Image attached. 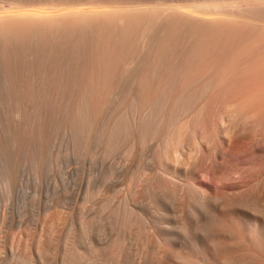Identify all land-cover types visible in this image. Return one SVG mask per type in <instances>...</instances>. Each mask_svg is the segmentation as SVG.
I'll return each mask as SVG.
<instances>
[{
    "label": "rangeland",
    "instance_id": "1",
    "mask_svg": "<svg viewBox=\"0 0 264 264\" xmlns=\"http://www.w3.org/2000/svg\"><path fill=\"white\" fill-rule=\"evenodd\" d=\"M5 1L18 3L17 5L19 6H23L26 3L25 6L39 7L40 5L42 7H50V4H52L51 6L53 7H61L66 5L68 6L70 4L71 6L75 4H79L82 6L104 4L103 6H105V4L111 5V3H113L115 5L116 3L117 5L118 3V7L112 4L115 8L121 7L122 5L120 4L122 3L131 4V2H142L143 4H147L144 2H148L147 6H151V8L154 6L156 8V11L157 6L159 7L160 5V8H166L169 5L170 1L171 5L169 6L178 5L176 3L180 4L181 2L180 5L182 6L190 7L192 4V6L194 7L195 5L193 4L196 3L198 6L195 7L196 10L191 7L194 10L192 11L191 8V11L189 9L187 11L185 10V13H188V15L182 17L183 25L180 31L182 35H179L180 37H178V41L181 46L180 47L178 44V48H180V51L182 49V51L180 52V54H182L179 58L181 60H186L184 58H189V56H192L194 53H197L195 48L196 46L204 48L208 44L210 47L207 46L208 49L206 47L207 56L211 55L210 57L214 62L213 65L215 69H217V65V67L220 66L219 68L225 66L227 68L228 73L226 72L224 84H220L222 85V88L219 84H216L208 88L209 90L213 88L212 90H210V92H208V89L206 90L208 93L206 91L201 92V90H199L198 92L197 89L195 90V98L193 97L194 99H192L191 101L193 102L192 104H195L197 107L195 106V110L193 109V111L188 114V120L187 118L183 119L184 122L182 120L184 124L193 123L194 131L191 132V128L189 126V128L185 127L183 129L184 133L182 135V138L179 141L180 143L177 142L176 139H174L170 140L168 144H165L162 141V138H160L161 130H158L161 129V124H163L164 120L169 116L168 113L170 111V105L174 102L175 97L178 96L177 94L180 90L178 89V87L180 88V86H176V88L174 87L170 92H168V102V99H166L165 103L163 104H153L155 110H158V115L154 118L151 116V109L149 110V107H145L146 105H148V103H146L145 101V94V96L148 97L149 94L158 95L159 91H162V79L160 78L158 79L159 81L155 80L154 84H152L148 88H143V90L141 89V85H138L139 88L136 84L134 85V88L138 90L137 93H135V96H138V102L131 100L132 92L129 91L128 95L127 93H125L123 95L117 96L118 100L114 98L113 104L111 103V105L105 106L106 112L104 110V114H102L105 115L104 120H106H103L101 123L100 120L103 119V115L101 114L100 118L97 120V123H95L97 125L94 124L98 129L94 126V130L91 131L92 133L95 132L91 147L92 151H90L91 153H89L88 151L87 154V151L84 150V153L80 152L82 153L80 155H78V153L75 154V152H73L72 150L71 143L66 137H62L61 135H55L56 137H53L55 141H51V143H53L50 144V147H53L51 148V150L48 151L49 153L47 155V162L42 171V174L36 175L32 170L29 169V167H23L18 172L20 174H18L17 180L10 187H6L0 183V264H19L20 259L22 260L20 261L21 264H62L64 253H66L65 251L71 249L74 243L75 245L73 247H76L75 249H78V252H80L78 253L77 250L72 248L78 253L77 256H80L81 254L86 255L85 257L81 255L82 262H84L85 264H176L175 252L177 251L184 255L187 254L185 256H189L188 258L194 261V264H197V262H201V264H220L218 262V258L215 255L207 254L206 249L196 248L188 243H181L177 238V231H172L170 233L168 231V229L171 228V225L173 226L177 224L175 222H180V220L182 219L191 220V212L193 209H195V211H198L199 207L196 208L198 200H195V198H198V196L191 195V190L189 189H191L192 187L188 189L189 186H187L186 184H180L181 187L175 188V184L169 181L172 179L169 175L168 176L170 178L166 175V178L169 179L168 181H162L161 178L158 181L157 179L159 178V174H161L159 170L163 171L161 163L163 164L165 162H169L170 165L175 166L177 173L185 175L186 173H188V171H191L190 173L192 175V178L188 181L193 184L196 183L198 186L204 189L207 194H225L223 190H226L225 196H228L227 193L232 194L233 192L229 193L227 192V190L229 191L230 188H235L239 189L240 191H237L236 193L234 192L232 194L233 196H237L242 193L241 197L243 195L244 197H257V199H259L261 202H264V41L262 42V40H264V3H262L264 0H223L224 2L226 1L223 4L224 7H226L225 5L228 6L226 8H222L223 11L217 14L213 11L212 8L204 9L206 7L205 3L206 5L208 3H215V1H217V3H219L218 1H220L221 3L222 0H18V2L16 0ZM172 1L175 4L172 3ZM198 1L201 3H199ZM203 1L205 2L203 5V7L205 6L204 8H202L201 5L203 4ZM227 1L232 4V7H229V2L228 4H226ZM159 2H161L162 4H160ZM233 2L238 3L237 5L235 4L233 6ZM48 3L49 5H47ZM81 3H83L84 5ZM163 3H166L167 6ZM258 4H260L261 6ZM239 5L240 7H238ZM2 7L3 6L0 5V11L2 10ZM165 10L166 9L163 8L162 12H164ZM162 12L159 10V13L163 14ZM208 15L212 18H208ZM224 15L227 16L225 17ZM222 18L225 20H223ZM244 19L246 20L244 21ZM215 20L220 22L217 23ZM196 25L197 27H195ZM192 30L194 34H191ZM207 31L211 34L209 35ZM202 33L203 35L206 34V36H203ZM217 34L219 35L217 36ZM223 37L225 39H223ZM182 38L184 39V43L182 42ZM218 38L221 40H219ZM185 39L188 41H186ZM210 41L213 44H211ZM233 41L234 43H232ZM256 41L258 43H256ZM185 43L186 45H182ZM224 43L226 44V46ZM228 44H230V46ZM231 46H234L233 50H231ZM186 48L187 50H185ZM183 52L185 53L184 55ZM215 52L216 55L218 54V57L214 54ZM186 53L188 56L186 55ZM169 54H171L169 56H172L173 51ZM224 55H227V57H225ZM220 56L222 57L220 58ZM221 59L223 60V62ZM259 61H261L262 63ZM249 65L253 68L249 67ZM246 66H248L249 69H247ZM240 69L242 70V72ZM245 69L247 73L245 72ZM250 69H252L253 72ZM256 69H259L260 71H256ZM254 71L256 73H254ZM248 73L250 74V78L247 77L249 76ZM234 78H236L237 81L234 80ZM250 81H252V83ZM246 83L248 84V86ZM160 85L161 90H159L160 87H158ZM153 87L154 89L159 88L157 89L158 91H153ZM217 87H220L219 90ZM149 90L152 93L155 92V94L149 93ZM198 93L199 95H197ZM202 93L204 94L202 95ZM141 94H143V96H140ZM162 94L163 93H161V95ZM123 96L125 97L123 98ZM143 98L144 102L142 101ZM219 99H221L222 102L219 101ZM115 102H119L120 104L115 105ZM142 102L144 104H142ZM135 105L143 106L142 118H153L150 121L154 123L153 125L156 124L152 127V131L144 132V135L141 134L139 131V120L137 124H135V126L131 125L130 123L129 118H131L132 115L136 118H139L141 114L140 112L137 113ZM241 105L243 106L241 107ZM109 106H112L113 108L110 107V110H108L107 108ZM196 111L197 113H195ZM136 113L138 114L137 116ZM117 115L119 118L117 117ZM240 115H243L242 117L244 118H242V123L239 122L241 127L239 123H237L239 121V117L241 119ZM246 116H248L249 120L251 118V123L252 121L253 124L256 122V124H254V126H257L256 129L253 125H251L252 128H247V125L249 127L248 122L246 123L245 121L244 123V120H247L245 119ZM255 117L258 121L254 122L253 119ZM117 120H122L125 123L128 122L130 124L128 125L130 133L127 137L121 139L118 146L114 149L112 153L107 154L105 153L106 150H104V146H106V142L104 141L107 139V136H105L104 139V135H107V130H109L110 126L112 127ZM99 123L101 125H99ZM242 124L245 126L243 127ZM136 127L138 130L136 129ZM245 127L247 128V130L244 129ZM134 129L137 131H135ZM237 131L240 133H238ZM188 135L191 137H189ZM253 136L255 139L257 138L255 142L254 139H252ZM160 139L161 142H157L158 140L160 141ZM250 139H252L253 141H250ZM191 142L192 144H194L189 146ZM177 143L179 144V146ZM215 164L216 166H214ZM170 182L171 184H169ZM184 185H186V187ZM173 187L175 188V190L177 189L178 191H176V194L175 192H173L175 191ZM172 192L175 194V196L178 195L180 197L179 198L178 196H173V199L175 198L179 200V206L176 209L173 208V206L172 208L166 206L172 205L171 201L173 199H169L171 196H168ZM194 192H196V188ZM56 200H58V202ZM217 202L218 201H216L215 203ZM117 205L119 206L116 211V208L114 207H117ZM163 207L165 209H163ZM166 207H168L169 209ZM159 208H161V210ZM170 209L173 213L171 215L175 216L170 215ZM173 209L175 212H173ZM82 217L87 218L88 220L90 218V227L92 230L90 236L93 239H99L100 242L98 246L99 248L93 247V249L91 247L89 249V252L83 251L85 249L83 242L79 241L78 243V240H76L78 239L77 236H81L80 221ZM166 226L168 229L166 228ZM49 228H51V233L48 232L49 235L51 237L55 236V238H57L58 240L55 239V241L53 242V245H56V247L52 246L51 250L48 252L49 254L44 253V255L42 256V254L39 253V250L37 249H39V242H42L44 240L43 237L45 236V233L47 234ZM52 229L55 231L53 232ZM73 236H76V238H74L76 242L73 238H71ZM19 238L23 241H26V243L22 240H19ZM17 240H19L18 243L22 241L21 247H23L22 245L26 244L25 247H23L25 248L24 251L22 250V248H20V250L23 251V254L25 252L22 258L19 257L20 259H17L18 256L16 253L18 251V244H15ZM71 241H73L74 243ZM76 243H78V245H76ZM106 243L109 244L107 245ZM70 244L73 245L70 246ZM35 245L38 246L36 247ZM68 245L71 248H67ZM97 245L98 244L96 243V245L94 246ZM101 246H104L105 248ZM15 247L17 251H15ZM62 253L63 256H61ZM77 253L74 254L76 255ZM26 255H28L29 257ZM46 261L48 263H46Z\"/></svg>",
    "mask_w": 264,
    "mask_h": 264
},
{
    "label": "bare ground",
    "instance_id": "2",
    "mask_svg": "<svg viewBox=\"0 0 264 264\" xmlns=\"http://www.w3.org/2000/svg\"><path fill=\"white\" fill-rule=\"evenodd\" d=\"M16 1L18 2V0ZM222 1L221 3L220 1H218L219 3H217V1H215V3L212 4L208 3L209 6L208 4L206 5V3L203 1V4L201 5L202 8L206 6L204 9L212 8L213 11L217 14L223 11L222 8H226L228 6L225 5L226 7H224L223 4L226 1L225 2L223 1V3ZM228 2L229 1H227L226 4H228ZM144 3L148 4V2H144ZM159 3L162 4L161 2ZM170 3L169 5H171ZM172 3L174 2L172 1ZM204 3L205 6L203 7ZM237 3H234L233 6L235 4L237 5ZM262 3H264V1ZM17 4L18 3L0 0V5L3 6L2 10L0 11V183L6 187H10L17 180L18 174H20L18 172L23 167H29V169L32 170L36 175L42 174V171L47 162V155L49 153L48 151L51 150V148L53 147V146L50 147V144H52L55 141L53 139L55 135L56 136L61 135L62 137L63 136L66 137L68 141L71 143L72 150L73 152H75V154L78 153V155H80L84 153V150L87 151L86 152L87 154L88 151L89 153H91L90 151H92L91 147L94 139L93 137L95 134V132L92 133L91 131H93L94 128L96 127L95 125L97 124L95 123H97V120L100 118V115L103 113V111L105 110L106 112L105 106L111 105V103L113 104L114 98L117 99V96L123 95L125 93H127L128 95L129 91L132 92L131 100L136 102L138 100L137 99L138 96L136 97L135 93H137L138 90L134 88L135 84L137 85L138 88H139L138 85H141V89L143 90V88L144 89L148 88L152 84H154L155 80H158L159 78L162 79L161 82L162 91L161 92L159 91L158 95H156L155 92H153L155 95H150L149 93H152L150 92V90L149 93L147 92L149 94L148 97L145 96L146 94L144 95L145 101L146 103H148V105L146 106L144 105V106L149 107V110L151 109L150 113L153 118L158 115L157 112L158 110H155L153 104L154 103L163 104L165 103L166 99H168L167 100L168 102L169 101V98H167L168 92H170L174 87L176 88V86H180V88L178 87V89H180L177 94L178 96L175 97L174 102L170 105L171 107L168 113L169 116L164 120L163 124H161L162 125L161 129H158L161 130L160 138H162V141L165 144H168L170 140H174V139H176L177 142H179L182 138V135L184 133L183 129L185 127L189 126L191 128L190 131L191 132L194 131L193 129L194 124L193 123L184 124L183 119L187 118L188 114L192 112L194 107L196 106L195 104L193 105L192 104L193 102L191 101L192 99L195 98L194 97L195 90L197 89L198 92L199 90H201V92H205L211 86L216 84L219 85L224 84L225 82L227 68L225 66L219 68L220 66L217 67L218 66L217 65L216 66L217 69H215L213 65L214 62L210 57L211 55L207 56V49H208L207 46H209L208 44L206 46L207 49L206 47L201 48L200 46H196L195 48L197 53H194L195 52L194 51L193 52L194 54L192 56H189V58H184L186 60H181L179 58L182 54V53L180 54L182 49L180 51V48H178V44H179L178 37H180L179 35H182L180 32L181 27L183 25L182 17L188 15V13H185V10L186 11L188 9L190 10V8L193 7L192 4L191 6L189 5L190 7H187L180 5L181 2L180 4L176 3L178 5H172V6L169 5L167 6L166 3H163L166 4L167 6L166 8L161 6L164 9H166L164 11L165 13L162 12L163 8H160L159 4H158L159 7L157 6V11H156L155 10L156 8L154 6H153L154 8L153 7L151 8V6H147V4H143L142 2L141 3L131 2V4L122 3L120 4L122 6L119 8H117L118 3L117 5L115 3V5L117 6L116 8L113 7L114 5L113 3H111V5L105 4V6H103L104 4L103 5L94 4V5H86V6L83 3L81 4H83L84 6L79 4L78 5L75 4L72 6L70 4L67 6L66 4H64L66 6H61V7H53L51 6L52 4H50V7L49 6L42 7L40 3H39L40 7L25 6L26 3L23 6H19ZM47 5H49V3ZM193 5H195L193 8L196 10L195 7H198L197 4L195 3ZM229 7H232V4H230ZM238 7H240V5ZM158 9L163 14L159 13ZM194 9H192V11ZM224 16L226 17L227 15ZM210 17L211 16H209L208 18ZM245 20L246 19H244V21ZM216 22L219 23L220 21H216ZM195 27H197V25ZM209 32L208 34L210 35L211 33ZM191 34H194L193 30ZM204 35L206 36V34ZM218 35L219 34H217V36ZM223 39L225 38L223 37ZM263 41L264 40H262V42ZM182 42L184 43V39ZM232 43H234V41ZM256 43L258 42L256 41ZM211 44L213 43L211 42ZM230 44L228 45L230 46ZM182 45H186V43ZM233 47L231 50H233ZM171 50L173 51V54L172 56H169L171 55L169 54L170 52H172ZM185 50H187V48ZM216 52L214 53L215 55ZM184 54L185 53L183 52V55ZM216 56L218 57V54ZM221 57L222 56H220V58ZM225 57H227V55ZM246 67L247 69H249L248 66ZM249 67L251 66L249 65ZM250 70L252 71V69ZM256 71H260V70L256 69ZM245 72L247 73L246 69ZM254 73L256 72L254 71ZM247 77L250 78V74ZM236 78H234V80H236ZM250 82L252 83V81ZM161 85L158 86L160 87V89L159 88L157 89L161 90ZM220 86L222 88V85ZM157 89H154L153 91ZM210 90L208 92H210ZM161 93L163 94L161 95ZM203 94L204 93H202V95ZM197 95H199V93ZM140 96H143V94H141ZM124 97L125 96H123V98ZM102 101L105 104H103ZM142 101L144 102V98ZM219 101H221V99H219ZM143 102L142 104H144ZM114 104L116 105L120 103L115 102ZM135 106L137 113L140 112L141 114L139 118H136L135 116L132 115V117L129 118L130 123L131 125L135 126V124H137L139 120L140 123L139 131L141 134L144 135V132L152 131L153 130L152 127L155 126L156 124L153 125L154 123L150 121L153 119L152 117H151L152 119H150V117L142 118L143 106H138V105ZM242 106L243 105H241V107ZM110 107L112 106H109L107 109L110 110L109 109ZM137 113L136 116L138 115ZM195 113H197V111ZM104 116L105 115H103V119L100 120L101 123L104 120ZM242 116L241 119L239 117V121L237 123L239 122L242 123V120L244 119ZM246 117L245 119L247 120H244V123L245 121L246 123L248 122L249 127L246 124L248 129L250 127L252 128L251 125L254 126V124H256L255 121H258L256 118L257 116L253 119L255 122L254 124L253 121L252 123L250 122L251 118L249 120L248 116ZM127 123H125L122 120H117L113 124V126L112 127L110 126L109 130H107L108 132L107 135L106 134L104 135V139L105 136H107V139L104 141L106 142V146H104L105 147L104 150H106L105 153L107 154L112 153L114 149L118 146L121 139L129 135L130 132L128 125L130 124ZM99 125L101 124L99 123ZM244 126L245 125H243V127ZM256 127L257 126H254L255 129ZM247 128L245 127L244 129L247 130ZM252 139H254L255 142L257 138L255 139L253 136ZM252 139H250V141ZM52 140L53 142L51 143ZM157 142L160 143L161 139L160 141L158 140ZM193 144L191 142L189 146ZM214 166H216V164ZM161 167L163 171L159 170L161 174H159V178L157 179L158 181L160 180V178L162 181L163 180L168 181L169 179L166 178V175L167 176L169 175L172 178L169 181L175 184V188L181 187L180 184H186L187 186H189L188 189L192 187L191 189H189L191 190V195L198 196V198L196 197L195 200L196 199L198 200L197 201L198 204H196L197 205L196 208L198 207L199 208L198 211H195V209L192 210L191 212L192 219L191 220L182 219L180 220V222H175L177 224L174 223L175 225L173 226L171 225V228L169 229L166 226L169 233L172 231H177L178 232L177 238L181 243H188L196 248L206 249L207 254L215 255L218 258V262L220 264H264V202H261L259 199H257V197L256 198L244 197V195L241 197L242 193L237 196L235 195L233 196L232 194L234 192L236 193L237 191L238 192L240 191L239 189H235V188H230L229 191L227 190V192L229 193L233 192L232 194L227 193L228 196H225L226 190L225 191L223 190L225 194L224 193L219 195H214L215 193L212 195L207 194L204 191V189H202L196 183L193 184L188 181L192 178V175L190 173L191 171H188V173H186L185 175L181 173H177L175 166L170 165L169 162H165L163 164L161 163ZM171 182L169 184H171ZM186 185L184 186L186 187ZM193 186H194V190H193ZM195 188H196V192H194ZM176 191L177 189L173 192H175L176 194L178 192ZM173 192L171 193L172 195L171 194L168 195L169 197L170 196L172 197V198L170 197L169 199H173V196H175ZM56 201L58 202V200ZM216 201L218 202L215 203ZM171 202H172L171 206L170 205H166V206H169V208L170 207L172 208L173 206V208L175 209L179 206V200L174 198ZM118 206L119 205H117V207H114L116 208V211ZM161 208L159 209L161 210ZM163 209L165 208L163 207ZM169 211L171 212V213L169 212L170 215L173 214L171 209ZM173 212H175L174 209ZM171 216H175V215H171ZM90 222H91L90 218L88 220L87 218L82 217L80 221L81 236H77L78 239H76L78 240V243L79 241L83 242L85 248L83 251L86 252H89L90 251L89 249L91 247L92 248L98 247L100 243L99 239L96 238L93 239L90 236L92 231L90 227ZM50 229L51 228H49V230L47 231L48 235L45 233V236L43 237L44 240L42 242L41 241L39 242L40 245L39 246L37 245L39 248L37 250H39L38 252L41 253L42 256L44 255V253H48L51 250L52 246L56 247V245H53V242L57 238H55V236L51 237L49 235V233H51ZM54 231L55 230H53V232ZM71 238L74 239L76 238V236H73ZM19 240L22 239L19 238ZM19 240H17V242L15 243L18 244V246L16 245L18 251L16 250L15 247V251H17L16 253L18 256L17 259H20L24 256L25 252L23 254V251L25 250V248L23 247H25L26 245L25 244L26 241L22 240L23 242H25L24 243L25 245H22L23 247H21L22 241L18 243ZM78 243H76V245H78ZM96 243L98 245L94 246L96 245ZM71 245L73 244H70V246ZM70 246L68 245L67 248L68 247L71 248ZM73 246L72 248L75 249L76 247ZM20 248H22L23 251H21ZM72 248L69 250L67 249L68 251H65L66 253H64V258L62 257L63 258L62 264H83L84 262H82V256L85 257L86 255L81 254L82 255L81 256L79 254L81 257L77 256L78 253H80L78 252L79 250L75 249L77 250L78 252L77 253ZM74 253L77 254L75 255ZM185 255L179 253L178 251L175 252L176 264H194V261L190 260L188 258L189 256H185ZM61 256H63V253ZM20 261L22 260L21 259L19 260V264H21ZM46 263L48 262L46 261ZM197 264H201V262H197Z\"/></svg>",
    "mask_w": 264,
    "mask_h": 264
}]
</instances>
